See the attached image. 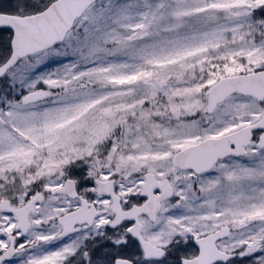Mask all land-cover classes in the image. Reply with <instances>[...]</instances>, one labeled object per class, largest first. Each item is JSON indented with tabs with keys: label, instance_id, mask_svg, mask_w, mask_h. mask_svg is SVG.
I'll list each match as a JSON object with an SVG mask.
<instances>
[{
	"label": "snow or ice",
	"instance_id": "snow-or-ice-1",
	"mask_svg": "<svg viewBox=\"0 0 264 264\" xmlns=\"http://www.w3.org/2000/svg\"><path fill=\"white\" fill-rule=\"evenodd\" d=\"M0 264H264V0H0Z\"/></svg>",
	"mask_w": 264,
	"mask_h": 264
}]
</instances>
